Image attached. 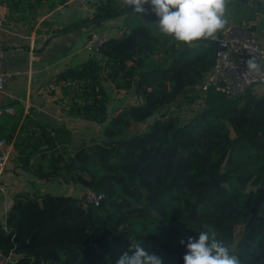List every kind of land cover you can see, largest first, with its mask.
Wrapping results in <instances>:
<instances>
[{"label":"trees","instance_id":"trees-1","mask_svg":"<svg viewBox=\"0 0 264 264\" xmlns=\"http://www.w3.org/2000/svg\"><path fill=\"white\" fill-rule=\"evenodd\" d=\"M1 1L11 9L42 11L66 0ZM225 1L264 13V0ZM131 10L105 3L79 23ZM178 42L134 21L123 34L107 37L97 56L58 74L72 95L71 112L91 122L104 125L109 118L106 81L140 98L111 117L102 142L86 140L70 149L69 129L30 116L20 126L0 125L21 169L104 195L100 205L84 206L80 195L15 194L0 220L1 264H114L132 242L144 243L163 264H183L180 240L205 225L243 264H264V93L250 87L228 97L203 89L215 45ZM193 104L192 115L183 118L179 108ZM164 106V114L146 123Z\"/></svg>","mask_w":264,"mask_h":264},{"label":"crops","instance_id":"crops-1","mask_svg":"<svg viewBox=\"0 0 264 264\" xmlns=\"http://www.w3.org/2000/svg\"><path fill=\"white\" fill-rule=\"evenodd\" d=\"M105 3L123 7L128 5V0H66L53 8L46 6L42 11L11 9L7 2L0 0V13L6 15V21L0 28V47L4 52V56L0 58V70L13 73L6 82L5 90L0 92V125L4 124L8 128L14 121H19L20 126L24 118L30 116L43 123L62 125L69 129L72 134L70 149L87 140L84 137L86 126L98 123L71 112L72 95L64 92L67 82L60 81L58 74L68 67L81 65L90 57L97 56L84 49L89 31L97 29L109 37L121 35L129 29L132 18L127 19L126 13L89 25L79 23L87 17L91 18L97 7ZM225 5V16L228 20L225 29L231 25H245L246 22L255 24L254 17L264 14L249 4H229L225 1ZM145 7L151 9L150 5ZM136 20L139 19L136 17ZM250 26L258 29L259 36L264 41L263 27ZM167 40L168 43L174 40L173 44L179 46L173 36ZM155 57L161 59L163 53L159 52ZM105 87L110 98L108 111H112L113 116L124 107L140 102V98L131 88H117L111 81H106ZM254 90L259 94L264 93V85L258 84L254 86ZM7 151L8 167L2 184L9 191L11 201L15 194L24 191L54 193L62 186L63 189H74L79 195L84 190L78 184L57 181L61 184L55 186L52 184L56 181L37 179L33 173L17 165V153L12 141H9ZM19 178L30 179L31 184L22 185ZM43 184L46 187L49 185L47 191ZM2 203L3 195L0 193V220L3 221L5 212Z\"/></svg>","mask_w":264,"mask_h":264},{"label":"clouds","instance_id":"clouds-1","mask_svg":"<svg viewBox=\"0 0 264 264\" xmlns=\"http://www.w3.org/2000/svg\"><path fill=\"white\" fill-rule=\"evenodd\" d=\"M128 5L139 14L146 13L145 5H150L158 17L160 31L182 42L211 36L228 23L225 0H128ZM246 64L250 70L257 68L253 57ZM180 244L186 249L183 264H243L240 256L218 238L211 225H205L196 236L182 238ZM114 264H163V258L144 243L132 242L129 250L116 257Z\"/></svg>","mask_w":264,"mask_h":264},{"label":"built area","instance_id":"built-area-1","mask_svg":"<svg viewBox=\"0 0 264 264\" xmlns=\"http://www.w3.org/2000/svg\"><path fill=\"white\" fill-rule=\"evenodd\" d=\"M5 21L6 15L0 13V28ZM106 40L107 36L93 29L88 33L84 49L97 53ZM197 40L215 45L214 65L204 79L203 89L214 87L228 97H235L250 87L264 85V41L254 28L248 25H231L223 31L217 30L213 35ZM3 56L4 52L0 47V58ZM252 57L255 58L257 68L250 70L246 61ZM12 75L10 71L0 70V92L5 90L6 82ZM8 143L5 137H0V193L3 195L2 205L5 214L12 204L9 191L2 184L8 167ZM81 196L84 206H98L104 197L102 193L90 188L85 189Z\"/></svg>","mask_w":264,"mask_h":264},{"label":"rangeland","instance_id":"rangeland-1","mask_svg":"<svg viewBox=\"0 0 264 264\" xmlns=\"http://www.w3.org/2000/svg\"><path fill=\"white\" fill-rule=\"evenodd\" d=\"M85 4H87V1L85 2ZM146 8H148V7H146ZM257 16H259V17H254L256 19L255 24H254V22H252V23L251 22H246L245 25H248V26H250V25H253V26L258 25V26H262L263 29H264V14H257ZM136 17L139 20H136ZM126 18L127 19L128 18H130V19L132 18L131 21L129 19L130 23H133L134 21H140V22H142L144 24L149 25L150 27L153 28L154 32L157 35H161L162 38H164V39H168V37L171 36L169 34H165V33H163V32L160 31L159 25L157 24L158 17L155 15V13H152L151 12V9L150 8H148V11L146 13H144V14L135 13V12H133V10L128 11V12H126ZM258 34H259V32H258ZM94 54H96V53H94ZM253 89H254V87H253ZM195 106L197 107V104L196 105L193 104V106L183 105V106H181L179 108V112H181V115H182L183 118H188V117H190L192 115V113H193V111L195 109ZM108 114H109V118L104 123V126L109 123L111 117L113 116L112 111H110V110L108 111ZM141 127H143V124L134 125L132 127V131L133 132L134 131H137ZM84 137L87 140L95 139V140H97L99 142L104 141L105 135L103 134V125H101V124H90V126H86ZM18 180L22 183V185L25 184V185H28L29 186L31 184L30 179H27V178H19ZM4 181H5V179L3 180V182ZM58 183L56 181L52 185H55L56 186ZM59 184H61V183H59ZM43 186H44L43 187L44 190L47 191V189H48L47 187L49 185L46 187V184H43ZM81 191L84 192L85 190H81ZM81 191L79 193L80 196L82 195V192ZM54 193H56V194H58V193H65V194L77 195V193L75 192L74 189H68V187H67V189L66 188L63 189L62 186H60L58 189H56L54 191Z\"/></svg>","mask_w":264,"mask_h":264},{"label":"water","instance_id":"water-1","mask_svg":"<svg viewBox=\"0 0 264 264\" xmlns=\"http://www.w3.org/2000/svg\"><path fill=\"white\" fill-rule=\"evenodd\" d=\"M168 109V106H164L161 110L153 113L152 115H150L147 119H146V123H150L153 120L159 118L162 114H164ZM5 262V257L4 255H0V264Z\"/></svg>","mask_w":264,"mask_h":264}]
</instances>
